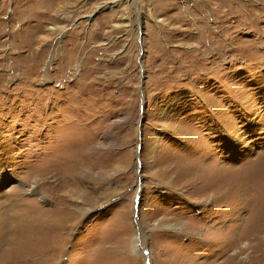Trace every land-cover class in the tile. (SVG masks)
I'll use <instances>...</instances> for the list:
<instances>
[{"label":"rangeland","instance_id":"1","mask_svg":"<svg viewBox=\"0 0 264 264\" xmlns=\"http://www.w3.org/2000/svg\"><path fill=\"white\" fill-rule=\"evenodd\" d=\"M262 176L264 0H0V212L66 226L37 264H264Z\"/></svg>","mask_w":264,"mask_h":264},{"label":"bare ground","instance_id":"2","mask_svg":"<svg viewBox=\"0 0 264 264\" xmlns=\"http://www.w3.org/2000/svg\"><path fill=\"white\" fill-rule=\"evenodd\" d=\"M137 5H138V2H135L136 7H137ZM230 170H233V169H230ZM220 172H222L221 173L222 176L226 177L227 171L225 169L223 171H220ZM234 172L235 171H230L229 175L227 177H229L230 175H234ZM261 178H264V176H262ZM252 183H253V181H252ZM238 185H234V188L237 187ZM241 187H242V185H241ZM262 190H264V189L262 188ZM238 209H240V208H238ZM243 209H245V208H243ZM252 209L254 210L255 208H252ZM238 212H239V210H238ZM252 213L254 214V212H252ZM2 215H3V212H0V217H1L0 218V264H37V262L56 261V258L58 257L57 256L58 250L52 252V250H55V249H52L51 246L46 247V249H42V248H40L38 241H39V237L41 236L42 233L50 234L53 232L57 233L59 231L61 232V230H65L66 226L63 223V221L61 223L53 224L51 222V220H47V219H41V218L40 219H33V221L31 220L29 225H27L26 227H23L22 229H19V228L13 229V225L10 224L8 222V220L5 219L6 217H4ZM239 216H241V215H239ZM64 219H66V218H64ZM236 225L237 224H235L234 227H236ZM141 228H142V226H141ZM173 229L175 230V232H178V233L185 232L184 226L178 227L177 229H175V228H173ZM19 231H20V234H19ZM251 232H252L253 240L257 241V243H258V241L261 243L262 242L261 236L264 234V222H262L261 225H259V223H258V225L254 229H252ZM231 233H232V231L227 230L226 232H223L222 234H225L226 238H228V241H231V239H233L232 237H234V235L236 234L234 232L232 234ZM225 235H222V237ZM241 240H243V233L238 237L237 241L236 240L232 241L231 245H233V248L237 244H240ZM141 241L142 240H141L140 228H138V229L135 228V234H134V237L132 239V246H131L134 254L140 252L141 249H140L139 244L141 243ZM19 242L22 245L25 244L24 248L22 249L23 251H21L20 254H19ZM48 246H49V243H48ZM249 246L250 245L248 243V245L246 246V249ZM227 250H229V249H227ZM255 252L256 251H254V254H255ZM36 258L39 260H35ZM253 260H254L253 262L256 263V261L258 260V257L255 256V258ZM53 263H51V264H53Z\"/></svg>","mask_w":264,"mask_h":264},{"label":"water","instance_id":"3","mask_svg":"<svg viewBox=\"0 0 264 264\" xmlns=\"http://www.w3.org/2000/svg\"><path fill=\"white\" fill-rule=\"evenodd\" d=\"M96 14H94L93 16H92V18L95 16Z\"/></svg>","mask_w":264,"mask_h":264}]
</instances>
